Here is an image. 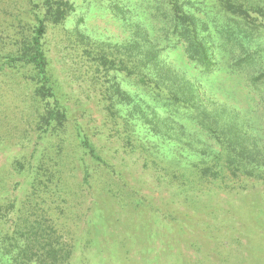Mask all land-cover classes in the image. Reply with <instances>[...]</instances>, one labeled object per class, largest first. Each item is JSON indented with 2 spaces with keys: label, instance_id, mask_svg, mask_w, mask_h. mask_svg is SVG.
<instances>
[{
  "label": "rangeland",
  "instance_id": "rangeland-1",
  "mask_svg": "<svg viewBox=\"0 0 264 264\" xmlns=\"http://www.w3.org/2000/svg\"><path fill=\"white\" fill-rule=\"evenodd\" d=\"M199 1L200 16L208 21L214 18V0ZM73 3L74 11L62 24L49 28L46 36L69 106L59 160L65 191L40 204L72 244L69 264H264V175L256 178L238 172L234 176L225 171L222 179L206 180L191 165L212 163L210 155H195L193 146L168 136H151L141 126L134 132L125 130L119 114L107 119L72 31L78 29L99 41L122 42L130 30L121 17L139 22L159 47L163 61L198 84L212 103L252 123L263 143L264 83L253 84L248 71L232 68L230 46L217 48L222 67L218 70L206 71L189 59L185 42L168 28L169 6L164 0ZM28 10L29 0H0L1 35L13 37L19 24L29 21ZM209 25L216 29L210 21ZM256 56H264V44ZM118 78L126 90L156 106L176 127L182 126L194 147L205 148L207 154L208 147L220 149L187 112L156 102L130 78ZM31 89L19 74H0V177L8 184L9 195L19 199L29 190L27 179L15 174L9 164L15 157L31 159L36 141L30 122ZM78 129L91 137L110 169L84 154L76 138ZM120 132L131 133L130 144H125Z\"/></svg>",
  "mask_w": 264,
  "mask_h": 264
},
{
  "label": "trees",
  "instance_id": "trees-1",
  "mask_svg": "<svg viewBox=\"0 0 264 264\" xmlns=\"http://www.w3.org/2000/svg\"><path fill=\"white\" fill-rule=\"evenodd\" d=\"M164 1L169 6L168 28L185 42L189 59L206 71L218 70L222 67L217 48L230 46L232 68L248 71L253 84L264 83V56H256L264 44V0H214L216 10L209 21L215 30L200 16L201 1ZM74 8L73 0H29V21L19 24L11 38L0 33V74H19L31 84L30 122L36 134L31 159L15 157L9 164L15 174L27 179L26 197L9 195L8 184L0 177V264H69L71 261L72 244L64 239L41 205L64 190L59 160L69 122L67 96L52 66L46 36L49 28L62 24ZM114 8L122 14L117 6ZM121 18L130 30L128 39L122 42L99 41L78 29L72 31L80 57L88 67V81L97 90L107 119L119 114L125 130L134 132L141 126L151 136L159 139L168 136L193 146L195 155H210L212 163L191 165L206 180L222 179L220 175L225 171L234 176L238 172L256 178L264 175V143L255 134L252 123H245L235 112L212 103L198 84L160 58L159 47L142 24ZM118 75L140 84L156 102L173 106L177 112H187L191 121L220 149L213 151L208 147L207 154L205 148L194 147L182 126L176 127L169 117L158 113L156 106L126 90ZM243 124H246L244 128ZM120 137L125 144L131 143V133L124 136L121 133ZM76 138L86 156L110 169L108 160L90 136L78 129ZM84 171V181L88 184L87 165Z\"/></svg>",
  "mask_w": 264,
  "mask_h": 264
}]
</instances>
